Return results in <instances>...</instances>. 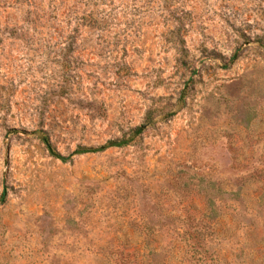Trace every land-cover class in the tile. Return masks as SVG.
Instances as JSON below:
<instances>
[{"label": "rangeland", "instance_id": "1", "mask_svg": "<svg viewBox=\"0 0 264 264\" xmlns=\"http://www.w3.org/2000/svg\"><path fill=\"white\" fill-rule=\"evenodd\" d=\"M0 264H264V0H0Z\"/></svg>", "mask_w": 264, "mask_h": 264}, {"label": "trees", "instance_id": "2", "mask_svg": "<svg viewBox=\"0 0 264 264\" xmlns=\"http://www.w3.org/2000/svg\"><path fill=\"white\" fill-rule=\"evenodd\" d=\"M142 132V127H137L133 130V137L134 136H138L140 135ZM44 143L46 144V147L47 149L50 151V153L52 154V156L56 157V158H59L60 160L62 161H66V157L60 155L58 152H55L53 150V148L51 147L50 143H49V140L48 139H44L43 140ZM125 144H128V141H111L109 143V145H103L97 149H94V151H102L104 150L105 148H107L108 146H123ZM89 150L85 149V150H82V151H78V152H88ZM214 185V183H208L204 189V193H203V199L206 201V205L208 204L207 206V209L209 210H212V211H216L219 206H220V202H223V195H217L216 193H212L210 190V187ZM240 194L237 193L236 194V197H233L231 198V200L235 201L239 198ZM206 218H209L210 220L214 219V216L212 217H209V215H207ZM201 230V229H200ZM200 235L202 236L203 235V232L202 231H199V230H196V233H195V236L192 237V235H190V238L192 237V239H196L197 237H200ZM188 238H189V235H188ZM203 250V249H202Z\"/></svg>", "mask_w": 264, "mask_h": 264}]
</instances>
